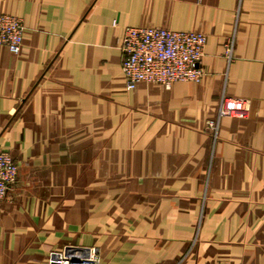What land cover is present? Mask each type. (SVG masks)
Listing matches in <instances>:
<instances>
[{"label": "crops", "instance_id": "1", "mask_svg": "<svg viewBox=\"0 0 264 264\" xmlns=\"http://www.w3.org/2000/svg\"><path fill=\"white\" fill-rule=\"evenodd\" d=\"M0 264H264V0H0ZM205 35L199 83L126 90L127 27ZM234 37L232 59L225 43ZM222 96L248 102L207 128Z\"/></svg>", "mask_w": 264, "mask_h": 264}, {"label": "built area", "instance_id": "2", "mask_svg": "<svg viewBox=\"0 0 264 264\" xmlns=\"http://www.w3.org/2000/svg\"><path fill=\"white\" fill-rule=\"evenodd\" d=\"M24 27L22 20L0 14V47L18 55L22 47ZM204 34L195 31H173L161 27H127L120 43L123 55L121 73L126 90H133L138 83L159 84L165 89L178 82L199 83ZM234 37L225 43V56L232 59ZM248 109V102L240 98L222 96L214 120L207 121L209 132L216 138L222 118L239 116ZM18 167L12 156L0 150V201L16 183ZM48 264H100L96 249L68 246L48 256Z\"/></svg>", "mask_w": 264, "mask_h": 264}]
</instances>
